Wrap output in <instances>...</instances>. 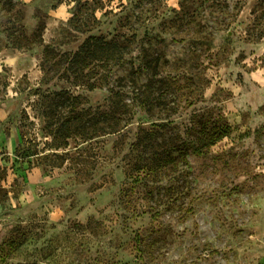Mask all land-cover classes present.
<instances>
[{
	"label": "rangeland",
	"instance_id": "374dc122",
	"mask_svg": "<svg viewBox=\"0 0 264 264\" xmlns=\"http://www.w3.org/2000/svg\"><path fill=\"white\" fill-rule=\"evenodd\" d=\"M63 89L131 120L56 140ZM0 264H264V0H0Z\"/></svg>",
	"mask_w": 264,
	"mask_h": 264
},
{
	"label": "trees",
	"instance_id": "16d2710c",
	"mask_svg": "<svg viewBox=\"0 0 264 264\" xmlns=\"http://www.w3.org/2000/svg\"><path fill=\"white\" fill-rule=\"evenodd\" d=\"M46 55L43 64L45 66L51 61V58L56 56L55 50L52 46L47 45ZM131 47L125 44V41L115 37L108 39L106 36H90L76 51V53H65L55 62L56 65L67 64V70L71 73H75V76L84 72V70L91 65V61L97 60L104 65L113 62L115 65H120L126 54L130 53ZM124 62V61H123ZM152 62L147 63L146 69L152 67ZM96 85L92 83L90 88H94ZM82 95H73L68 90L49 92L45 96V110L44 113L47 117H53L56 120L57 127L53 132L56 140H62V138L71 137L74 134L83 133L89 139L93 138L100 130L104 134L116 133L121 130L120 126L123 120L130 121L128 118L129 109L123 102V93L117 92L113 96V101H117V110H93L92 108H84ZM135 98L144 107L149 108V101L145 92H138ZM123 110L120 111V109ZM67 110V111H66ZM128 122L124 125H128ZM100 123H104L106 126H100ZM169 124H161L160 127L165 129ZM123 128V127H122ZM157 135L156 132H151L142 136L137 145L144 142L145 138L149 140L151 136ZM64 140V139H63ZM67 142L59 143L58 146H63ZM214 143V142H213Z\"/></svg>",
	"mask_w": 264,
	"mask_h": 264
}]
</instances>
